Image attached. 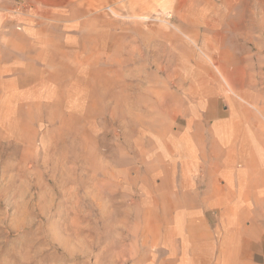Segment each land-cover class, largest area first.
<instances>
[{"label": "rangeland", "instance_id": "rangeland-1", "mask_svg": "<svg viewBox=\"0 0 264 264\" xmlns=\"http://www.w3.org/2000/svg\"><path fill=\"white\" fill-rule=\"evenodd\" d=\"M262 3L0 0V264H264Z\"/></svg>", "mask_w": 264, "mask_h": 264}, {"label": "crops", "instance_id": "crops-1", "mask_svg": "<svg viewBox=\"0 0 264 264\" xmlns=\"http://www.w3.org/2000/svg\"><path fill=\"white\" fill-rule=\"evenodd\" d=\"M262 7L264 8V3H262ZM233 31L235 32H237L238 31V26L237 25H235V28L233 29ZM222 69H225V67L223 66V68ZM231 74V73H230ZM182 108H183V106L181 105L180 106V109H179V111H181L182 110ZM175 111H177V109H174L173 110V112H175ZM184 112V111H183ZM225 124V122H222L220 125H217V127L219 126V127H221V128H226L227 129V127H222L223 125ZM177 126H179L178 124H177ZM180 128H181V126H179ZM226 131V130H225ZM222 133V132H221ZM220 134V133H219ZM193 154V153H192ZM190 155H191V153H190ZM189 159H194V160H200V159H205V156L204 155H201V158L199 157V155L198 154H196V153H194L193 154V157H189ZM197 165V164H196ZM242 196H244L243 194H242V192L240 193ZM245 197H246V195H245ZM246 201H248V200H246ZM257 204H256V206H257V208H258V206L260 205V203H258V202H256ZM234 210V209H233ZM239 210V209H238ZM237 210V213H239V211ZM236 212V211H235ZM255 213H257V212H254L253 211V209H252V205L251 204H249L248 203V205H247V211H246V215H249V216H251V217H253V218H256L257 217V215L255 214ZM253 222L254 223H256V221L253 219ZM263 231V230H262ZM261 231V232H262ZM261 232H259V233H257L256 231L255 232H252V234H250V233H248V240H249V238L250 239H258L259 238V236H260V233ZM247 254L248 253H246V256H247ZM238 255H240V252H238ZM241 261V259H240V257H239V263H241L240 262Z\"/></svg>", "mask_w": 264, "mask_h": 264}, {"label": "bare ground", "instance_id": "bare-ground-1", "mask_svg": "<svg viewBox=\"0 0 264 264\" xmlns=\"http://www.w3.org/2000/svg\"><path fill=\"white\" fill-rule=\"evenodd\" d=\"M220 74H221V72H220ZM221 76H223V74H221ZM224 78V77H223ZM71 247V246H70Z\"/></svg>", "mask_w": 264, "mask_h": 264}]
</instances>
